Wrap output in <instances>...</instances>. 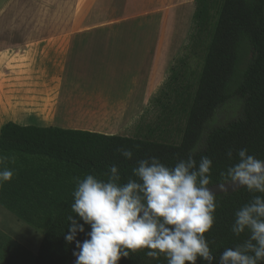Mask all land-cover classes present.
Here are the masks:
<instances>
[{"label":"trees","instance_id":"obj_1","mask_svg":"<svg viewBox=\"0 0 264 264\" xmlns=\"http://www.w3.org/2000/svg\"><path fill=\"white\" fill-rule=\"evenodd\" d=\"M263 6L264 0H194L184 45L187 51L203 42V56L194 83L183 82L188 55L178 56L152 99L161 113L166 116L171 113L176 123L182 124L178 144L162 140L166 132L159 123L147 126L144 135L135 137L13 123L2 126L0 156L14 158L5 165L14 174L10 181L0 185V205L42 232L31 264H68L75 258L73 252L79 251L75 242L67 244L64 239L67 217L74 215L71 210L74 178L92 174L106 179L109 168L115 165L125 182L139 160L157 157L171 167L195 148L197 164L201 156L212 160L209 185L212 186L222 183L221 173L236 162L239 150L247 149L248 154L264 160ZM226 107L230 111L219 119V111ZM233 114L234 119L224 121ZM164 125H169V119ZM157 132L161 139L155 138ZM117 149L131 150L133 158L125 159ZM229 149L233 152L231 160L227 156ZM255 195L264 194L243 188L216 196L219 206L215 220L204 235L217 264L225 248L248 239L247 232L236 236L231 227L236 211ZM84 227L85 232L78 233L76 238L81 243L90 231L89 226ZM147 251L122 257L118 264H167L163 256L147 257ZM196 264L204 262L198 259Z\"/></svg>","mask_w":264,"mask_h":264},{"label":"crops","instance_id":"obj_2","mask_svg":"<svg viewBox=\"0 0 264 264\" xmlns=\"http://www.w3.org/2000/svg\"><path fill=\"white\" fill-rule=\"evenodd\" d=\"M193 11L194 0H0V129L133 137Z\"/></svg>","mask_w":264,"mask_h":264},{"label":"clouds","instance_id":"obj_3","mask_svg":"<svg viewBox=\"0 0 264 264\" xmlns=\"http://www.w3.org/2000/svg\"><path fill=\"white\" fill-rule=\"evenodd\" d=\"M127 160L133 158L129 149H117ZM190 150L185 159L166 166L157 157L137 161L132 175L122 182L117 166L112 165L106 179L89 174L74 178L76 188L64 239L75 242L76 264H118L123 257L147 249L152 259L163 256L167 264H217L205 239L215 220L219 206L209 185L212 160L201 156L199 163ZM229 160L233 152L228 150ZM10 159L0 156V185L13 177L6 167ZM224 185L246 188L250 193L264 194V160L236 153V162L221 173ZM82 221L83 223H80ZM90 227L87 239L78 241L77 234ZM231 231L240 236L248 233L242 244L225 248L218 264H261L264 262V195H255L235 213Z\"/></svg>","mask_w":264,"mask_h":264},{"label":"rangeland","instance_id":"obj_4","mask_svg":"<svg viewBox=\"0 0 264 264\" xmlns=\"http://www.w3.org/2000/svg\"><path fill=\"white\" fill-rule=\"evenodd\" d=\"M188 15V13H187ZM191 26V17L188 20ZM187 32L184 44L181 47L182 53L180 56L187 54L186 70L183 77V82L193 85L195 74L197 73L201 64L203 56V42L197 44L194 48L187 51L184 50V45L187 43V37L190 31ZM171 101L174 97H170ZM230 108H224L219 111L218 118L223 119ZM169 119V125H164L165 120ZM234 114L225 118L224 121L234 119ZM159 123L160 127L165 128V135L162 140L170 144H178L179 135L178 130L182 124L176 123V117L170 113L168 116L161 113L160 109L152 103L146 113L137 124L136 129L133 130V137L138 134L144 135L147 132V126L155 127ZM132 132V133H133ZM156 139H161L160 133H156ZM160 137V138H159ZM42 239V232L25 223L13 212L8 211L0 205V264H31V259L36 255L39 244Z\"/></svg>","mask_w":264,"mask_h":264},{"label":"water","instance_id":"obj_5","mask_svg":"<svg viewBox=\"0 0 264 264\" xmlns=\"http://www.w3.org/2000/svg\"><path fill=\"white\" fill-rule=\"evenodd\" d=\"M263 15H264V6H263ZM209 187L211 188L213 193L216 194V196L231 194V193H234L236 191H239L240 189H243V188H240L238 185H233L231 183L223 186L224 189L226 190L225 192H221L219 189V186L217 184L209 186ZM68 264H76V257L71 262H69Z\"/></svg>","mask_w":264,"mask_h":264}]
</instances>
